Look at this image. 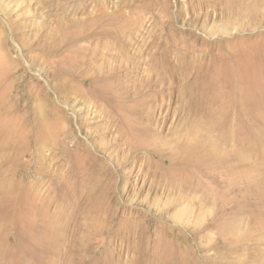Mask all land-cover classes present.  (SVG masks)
I'll return each mask as SVG.
<instances>
[{
  "label": "rangeland",
  "instance_id": "rangeland-1",
  "mask_svg": "<svg viewBox=\"0 0 264 264\" xmlns=\"http://www.w3.org/2000/svg\"><path fill=\"white\" fill-rule=\"evenodd\" d=\"M0 264H264V0H0Z\"/></svg>",
  "mask_w": 264,
  "mask_h": 264
},
{
  "label": "bare ground",
  "instance_id": "bare-ground-1",
  "mask_svg": "<svg viewBox=\"0 0 264 264\" xmlns=\"http://www.w3.org/2000/svg\"><path fill=\"white\" fill-rule=\"evenodd\" d=\"M257 79V78H256Z\"/></svg>",
  "mask_w": 264,
  "mask_h": 264
}]
</instances>
